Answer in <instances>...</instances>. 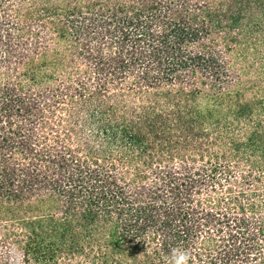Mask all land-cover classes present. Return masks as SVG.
I'll use <instances>...</instances> for the list:
<instances>
[{
  "label": "trees",
  "instance_id": "trees-1",
  "mask_svg": "<svg viewBox=\"0 0 264 264\" xmlns=\"http://www.w3.org/2000/svg\"><path fill=\"white\" fill-rule=\"evenodd\" d=\"M264 264V0H0V264Z\"/></svg>",
  "mask_w": 264,
  "mask_h": 264
},
{
  "label": "clouds",
  "instance_id": "clouds-1",
  "mask_svg": "<svg viewBox=\"0 0 264 264\" xmlns=\"http://www.w3.org/2000/svg\"><path fill=\"white\" fill-rule=\"evenodd\" d=\"M190 253L181 248H173L169 257L166 258V264H188Z\"/></svg>",
  "mask_w": 264,
  "mask_h": 264
}]
</instances>
